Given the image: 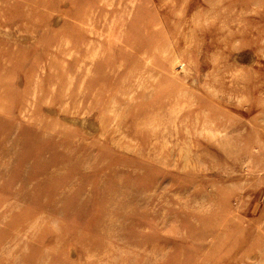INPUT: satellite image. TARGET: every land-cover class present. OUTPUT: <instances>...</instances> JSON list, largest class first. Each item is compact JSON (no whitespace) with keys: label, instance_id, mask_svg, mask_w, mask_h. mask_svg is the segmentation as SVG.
Masks as SVG:
<instances>
[{"label":"rangeland","instance_id":"rangeland-1","mask_svg":"<svg viewBox=\"0 0 264 264\" xmlns=\"http://www.w3.org/2000/svg\"><path fill=\"white\" fill-rule=\"evenodd\" d=\"M0 264H264V0H0Z\"/></svg>","mask_w":264,"mask_h":264}]
</instances>
